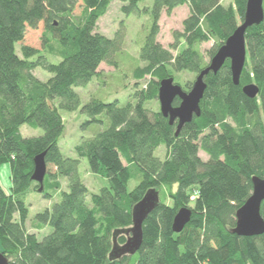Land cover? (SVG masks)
<instances>
[{
  "label": "trees",
  "instance_id": "obj_1",
  "mask_svg": "<svg viewBox=\"0 0 264 264\" xmlns=\"http://www.w3.org/2000/svg\"><path fill=\"white\" fill-rule=\"evenodd\" d=\"M114 0H0V165L9 167V191L0 185V253L9 264H264V233L242 237L232 233L235 214L250 197L251 179L264 178V15L247 29L246 61L238 86L229 61L206 85L199 116L176 135L149 103L157 100L159 82L172 78L188 92L218 49L242 23L247 0H119L124 15L147 16L138 38V57L123 51L124 32L112 38L96 32L98 20ZM181 6L188 9L182 31L174 32L170 49L157 42L158 21ZM78 11V12H77ZM264 12V0H263ZM42 26L40 48L23 44L28 29ZM213 42L209 61L201 45ZM105 64L120 71V84L131 79L134 91L125 103L92 96L82 107L75 89L85 88ZM129 70L123 69L128 66ZM50 77L41 81L33 72ZM123 69V71H122ZM194 75L182 84L178 74ZM255 85L249 99L242 88ZM179 105L175 99L173 106ZM80 108V109H79ZM85 116L75 158L64 157L59 141L64 116L77 110ZM26 125L41 130L23 137ZM162 150V157L156 155ZM45 152L54 168L43 190L31 180L33 158ZM199 152L207 156L203 161ZM105 182L89 193L79 175L81 161ZM47 171V170H46ZM63 179V190L59 180ZM149 190L159 202L142 224V243L135 254L109 260L113 234L132 227L133 207ZM33 192L53 202L27 229V196ZM182 208L191 218L178 234L172 221ZM260 215L264 220V201ZM50 233L37 238V234ZM127 236H115L118 245Z\"/></svg>",
  "mask_w": 264,
  "mask_h": 264
},
{
  "label": "rangeland",
  "instance_id": "obj_2",
  "mask_svg": "<svg viewBox=\"0 0 264 264\" xmlns=\"http://www.w3.org/2000/svg\"><path fill=\"white\" fill-rule=\"evenodd\" d=\"M152 1L153 0H143V2L140 4V8L142 9L143 5H148L149 3L151 4ZM230 1L231 0H225L224 5H228ZM123 5L124 4L119 0H114L105 15L98 20L96 24V32L108 38H112L117 31L123 30V51L130 56L137 58L138 38L145 32L147 16L142 12L126 16L121 11V7ZM187 15V7L181 6L174 9L170 15H166V13L163 12L158 21L159 32L156 37L157 42L161 44L163 48L169 49L173 55H176L184 49L183 42L179 44V47L176 51L170 49V46L174 43L173 33L182 31V22L187 17ZM42 32V26H39L36 30L28 29L23 44L39 49L41 46L40 38ZM212 46L213 42H208L201 45L200 49L205 56L206 61H209L207 53L212 48ZM122 68L124 70H129V65L123 66ZM98 72L99 75H97V78H94L85 88L75 89L80 99V107L88 102L92 96H100L106 101L119 100L120 103H125L128 97L133 94L134 91L144 88L145 86L144 82H141L140 85L135 88L134 82L131 79H128L124 82L126 84L125 87H122L120 84V71L117 72L115 69L105 64H101L99 66ZM33 74L41 81H45L50 77L48 73L43 72L40 69H36ZM178 78L182 84H185V82L192 83L195 77L193 74L183 73L178 74ZM149 108H151L153 111L159 110L158 100L150 102ZM79 109L72 114L64 116L65 130L61 140L59 141L60 152L64 157L75 158L73 148L80 141L82 136L81 125L85 122L86 118L80 113ZM19 132L25 138L35 137L42 134L41 130H33L28 128L26 125L22 126ZM156 155L162 157V150L157 151ZM199 157L203 161L208 159L207 156L202 152H199ZM46 170L47 173L54 172V168L51 165H47ZM79 175L82 182L87 187L89 193H98L100 187L105 184L103 180L89 172L87 164L84 160L81 161ZM59 182L62 189L65 190V181L60 179ZM0 185L5 193L9 191V167L8 164L5 163L0 165ZM51 196L52 199H45L42 198V195L37 192H33L27 196L26 204L29 212L26 226L29 232H34V229L32 228V222H34L35 215L41 213L45 209H49L53 202L58 201L57 195H53L51 193ZM48 233H50L49 228L37 234V238L41 240L42 237L46 236Z\"/></svg>",
  "mask_w": 264,
  "mask_h": 264
},
{
  "label": "water",
  "instance_id": "obj_3",
  "mask_svg": "<svg viewBox=\"0 0 264 264\" xmlns=\"http://www.w3.org/2000/svg\"><path fill=\"white\" fill-rule=\"evenodd\" d=\"M263 0H247L244 18L225 43L210 59L208 66L195 78L191 89L184 92L181 87L174 83L172 78L159 82L157 100L159 112L172 125L175 121L176 135L181 128L190 123L194 116H199V103L206 89L204 77L209 73L217 74L225 61H229L232 83L239 84V78L246 61L245 34L248 28L259 25L263 20ZM242 93L249 99L256 97L258 88L255 85H247L242 88ZM175 99L179 105L174 107ZM45 152L33 158L34 171L31 180L38 184V192L43 190V180L46 175ZM252 191L250 197L240 207L236 214V224L232 233L242 237H254L264 233V220L260 215L261 204L264 201V178L253 177L251 179ZM158 193L155 190L147 191L143 198L133 207L131 212L132 227L128 230H117L113 234V245L109 253V260H118L124 256H131L139 249L142 243V224L147 216L158 205ZM191 211L187 208L180 209L172 221V232L178 234L191 218ZM121 232L127 236L123 245H118L115 236ZM0 264H9L7 259L0 253Z\"/></svg>",
  "mask_w": 264,
  "mask_h": 264
},
{
  "label": "bare ground",
  "instance_id": "obj_4",
  "mask_svg": "<svg viewBox=\"0 0 264 264\" xmlns=\"http://www.w3.org/2000/svg\"><path fill=\"white\" fill-rule=\"evenodd\" d=\"M235 30V29H234Z\"/></svg>",
  "mask_w": 264,
  "mask_h": 264
}]
</instances>
